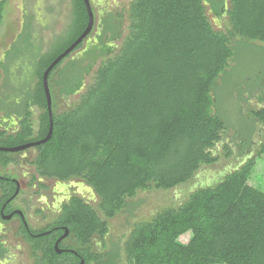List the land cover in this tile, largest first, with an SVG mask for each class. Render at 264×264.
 Returning a JSON list of instances; mask_svg holds the SVG:
<instances>
[{
  "label": "trees",
  "instance_id": "trees-1",
  "mask_svg": "<svg viewBox=\"0 0 264 264\" xmlns=\"http://www.w3.org/2000/svg\"><path fill=\"white\" fill-rule=\"evenodd\" d=\"M5 1H0V25ZM206 10L217 20L227 19L224 30L213 27ZM127 13L124 37L122 15H107L96 41L72 57L86 38L82 40L48 74L52 134L35 147L33 165L45 178L81 179L98 199L95 210L73 197L54 225L74 236L77 264H121L122 252L124 264H264V190L255 184L264 142L255 156L248 155L219 181L136 222L124 242L110 240L106 250L109 220L123 210L133 212L137 192L187 184L202 167L220 159V143L222 156L231 155L224 114L232 111V103L239 106L247 100L240 89L246 82H232L231 73L239 65L246 79L253 57L261 55L264 61V0H132ZM70 16L66 30L44 52L24 34L20 46H12L0 62L4 78L13 81L8 107L13 104L10 111L23 116L16 134H0V147L46 136L49 116L42 75L85 30L83 0H71ZM13 62L23 69L18 80L7 74ZM262 82L264 72L250 92L261 89ZM56 95L77 98L56 113ZM33 108L40 111L35 128ZM247 113L248 125L259 123L264 134V106ZM10 156L0 151V163L12 162ZM186 233L191 238L180 244ZM93 236L105 248L99 254L89 250ZM46 240L28 239L34 264H67L71 256L56 253Z\"/></svg>",
  "mask_w": 264,
  "mask_h": 264
},
{
  "label": "rangeland",
  "instance_id": "rangeland-1",
  "mask_svg": "<svg viewBox=\"0 0 264 264\" xmlns=\"http://www.w3.org/2000/svg\"><path fill=\"white\" fill-rule=\"evenodd\" d=\"M89 2L94 12V26L83 43V47L79 51L74 52L72 57L82 54L87 43L96 41V36L100 31L101 21L107 15L121 14L123 17L122 37H124L127 32V11L132 0H89ZM70 12L71 0H6V3L3 5V11L1 12L2 24L0 25V62L5 59L7 51L11 50L12 46L16 44L20 46V36L24 34H29L31 46L39 48L41 49V52H44L54 37L62 34L66 30L71 17ZM206 14L216 30L225 29L227 21L226 18L219 21L211 15L209 10H206ZM114 46L117 47L118 45L115 44ZM9 54L11 55V52ZM253 58L254 67L251 69V72L246 73L244 76L246 79L241 76V70L245 69L240 68V66L237 65L234 70L235 72H232L230 76V80H232V82L237 83V81H244L250 87H256L254 83H256L257 78L264 72V61L262 63L261 55L254 56ZM21 60L24 61V57ZM20 62L21 61H17L16 63ZM14 63L15 62L8 65L10 71L7 74L11 77L14 76L18 80L23 72V69L21 70L22 66ZM239 77H241L242 80L238 79ZM7 78H4V72L0 66V106L4 108L7 106V109L5 108V110H8V114L18 123V121L23 119V116L10 111V109H14L13 104H11L12 107H8L9 100H11L14 93L11 95V82L13 81ZM76 98L77 97L74 96L67 100L58 98L56 95L54 98L55 112L59 113L64 111L69 105L75 102ZM16 102V105H18L17 100ZM246 105L243 107L247 113L253 107ZM253 105H255V102ZM230 107L232 111L229 112V110H227L224 114L227 122L230 124L226 135L227 142L231 143L230 146L234 145V143H232L233 141L240 142L238 134L247 136L252 128L250 140L253 141V144L249 157L255 156V154L260 150V145L264 142L262 127L256 123L254 126H252V123L248 125L244 113L240 112L238 104L235 105L232 103ZM31 112V122L35 128L37 126V118L40 111L33 108L31 109ZM247 117L248 116H246V118ZM2 119L5 120V118L0 117V121H2ZM5 121H7V119ZM218 151L219 154H221L220 159L213 165L202 167L200 172L187 184L170 191L151 190L137 192L135 198L132 200L137 203L133 212L128 213L123 210L114 218L109 220V232L104 240L106 243V250L111 248V245L109 244L110 240H112V242H117L122 238L121 242H124L132 226L136 222L149 220L163 207L182 203L188 197L189 193L195 189L207 187L219 181L222 176L215 179L214 174L223 171L224 168L230 164V160H226L222 156L223 149L220 145L218 146ZM36 154L37 151L31 147L25 152L12 153L11 157H14L19 164H25L24 167H28L26 166V163L31 162L35 158ZM21 157H23V159H21ZM256 163V174H261L262 177L255 175V180L257 181L255 184L257 187L264 190V153L261 155V158L256 161ZM27 169H29V167ZM212 178L214 179L211 180ZM53 187L55 186H52V188ZM85 188H88L93 197V200L88 201L87 203L96 210L98 204L97 196L91 188L88 186H85ZM98 215L100 216L99 213ZM35 228H37V226ZM11 234L14 235L15 238L7 239V245L10 248V253L8 258H6V263L33 264L34 260L32 256L29 255L28 245L20 241V239L16 236V233ZM8 237L9 235H7V238ZM190 238L191 234L186 233L179 237L178 242L185 245ZM95 244L103 247L102 243H96V240ZM121 264H124L123 252L121 253Z\"/></svg>",
  "mask_w": 264,
  "mask_h": 264
},
{
  "label": "flooded vegetation",
  "instance_id": "flooded-vegetation-1",
  "mask_svg": "<svg viewBox=\"0 0 264 264\" xmlns=\"http://www.w3.org/2000/svg\"><path fill=\"white\" fill-rule=\"evenodd\" d=\"M262 84L263 87L254 94H250L252 88L248 84L241 85L242 97L248 98L246 101H241L242 105H251L255 102L257 105L264 106V100L262 102L260 100L261 98L264 99V82ZM234 95H238L237 91H234ZM15 126H19V121ZM238 135L240 142L237 141L231 147V155L225 158L230 160V164L223 171L214 174L215 179L242 165L252 150L253 141L250 140V132L247 136ZM226 141L227 137L225 138ZM219 145L221 146L222 143ZM33 149L36 151V148L33 147ZM11 158L12 162L6 166L0 163V245L6 249L2 261L8 258L10 253L8 245H4V239L7 238V235H9L7 239L15 238L11 233H16L20 241L26 245H29L28 239L45 237L48 240L44 243H52L53 249L57 244L60 251L58 254L71 256L67 264H77L74 259H79V255L75 251L74 236L70 234L68 229L60 225L48 224L61 213L63 205L69 203L73 197L79 198L86 205H89L87 202L93 200L92 194L88 188H85L86 185L81 179L73 178L67 181H58L52 178L38 177L36 169L30 165V162L26 163V166L29 167L27 169L28 167H24L25 164H19L14 157ZM199 172L200 170L197 173ZM52 186L55 187L52 188ZM37 205L40 210L39 214L35 209ZM33 221L35 224L44 223L45 226L35 228ZM95 239L99 240L97 237L90 239V251L103 252L104 246L102 245L103 247L100 249L96 247L94 245ZM2 261H0L1 264L7 262L6 259L3 263Z\"/></svg>",
  "mask_w": 264,
  "mask_h": 264
},
{
  "label": "water",
  "instance_id": "water-1",
  "mask_svg": "<svg viewBox=\"0 0 264 264\" xmlns=\"http://www.w3.org/2000/svg\"><path fill=\"white\" fill-rule=\"evenodd\" d=\"M87 13H88V22H87V26L85 28V30L83 31V33L66 49L64 50L60 55H58L52 62L51 64L46 68V70L44 71L43 75H42V86H43V90L45 93V98H46V108H47V112H48V116H49V128H48V132L46 134V136L38 141L35 142H29L26 143L24 145H20V146H16V147H10V148H5V147H0V151L1 152H6V153H18V152H22L25 151L29 148H35L37 146H39L40 144H44L46 143L52 134V112H51V95L49 92V88H48V74L49 72L53 69V67L58 64L60 62V60H62L63 58H65L69 53L73 52L74 48L85 38H87L88 34L91 32L92 28H93V24H94V16H93V12L91 9V5L89 0H83ZM66 232V231H65ZM54 250L56 253H59L60 251L57 248V244H55L54 246ZM79 264H83V261L81 260Z\"/></svg>",
  "mask_w": 264,
  "mask_h": 264
},
{
  "label": "crops",
  "instance_id": "crops-1",
  "mask_svg": "<svg viewBox=\"0 0 264 264\" xmlns=\"http://www.w3.org/2000/svg\"><path fill=\"white\" fill-rule=\"evenodd\" d=\"M1 1V0H0ZM5 3H6V1H5ZM3 9V8H2ZM3 11V10H2ZM215 18V17H214ZM216 19V18H215ZM219 26V25H218ZM217 26V27H218ZM260 89H253V90H251V92H250V94L252 93V94H254L255 92H257V91H259ZM233 96L234 97H237L236 95H234L233 94ZM243 98H245V97H243ZM245 99H247L248 100V98H245ZM244 105H246V104H244ZM244 105H242V103H241V101H239V107H240V112H243L244 113V115L245 116H247V114L248 113H246V111L244 110ZM246 106H249V104H247ZM250 106H252V107H254V106H256L257 108H259V107H262V106H260V105H257V104H255V105H253V103L250 105ZM2 108V106H0V117L1 118H5V120L7 119V121H5V120H3L2 119V121H0V134L1 133H3L4 134V136H8V134H10V135H14V134H16L18 131H19V126L18 127H16L15 126V124H17V121H15L14 119H13V117H11L8 113H7V111L8 110H5L4 111V109H1ZM245 111V112H244ZM14 116V115H13ZM246 118V117H245ZM20 122V121H19ZM256 124H258L259 125V123H257V122H255ZM255 123H253L252 124V126H254V124ZM262 127V126H261ZM252 132V128H251V130H250V133ZM227 142V141H226ZM236 143V142H235ZM232 146H234V145H232ZM231 146V147H232ZM33 161H34V159L30 162V165L34 168V169H36L35 168V165H33ZM201 170V169H200ZM38 174V173H37ZM198 174V173H197ZM196 174V175H197ZM39 175V174H38ZM38 177H42V176H38ZM38 208V209H37ZM35 209H36V211H37V213L39 214V207H38V205L37 206H35ZM61 214V213H60ZM59 214V215H60ZM58 215V216H59ZM57 216V217H58ZM56 217V218H57ZM56 218L51 222V223H49L48 225H51V224H54L55 222V220H56ZM54 222V223H53ZM35 224V223H34ZM47 225V226H48ZM35 226H37V228H39V227H41V226H45L44 225V223L42 224V223H40V224H35ZM93 237H96V236H93ZM92 237V238H93ZM7 239V238H6ZM6 239H4L5 240V242H6V244H5V242H4V245H7V240ZM96 240V243H100L101 244V242H100V240H97V239H95ZM95 242V241H94ZM29 243V242H28ZM94 245H96L95 243H94ZM88 247H89V245H88ZM96 247H98L99 249L101 248V246L100 245H96ZM28 249H29V255L30 256H32V258H33V260L35 261V257H34V255H35V253L32 251V246H31V244L29 243V245H28ZM6 249H4L1 245H0V261H2V259H3V257H4V253L6 252L5 251ZM89 250H90V247H89ZM91 253H94V254H99V253H101V251H99V252H96V251H90ZM6 259V258H5ZM5 259L3 260V261H5ZM3 261H2V263H3ZM7 261V260H6ZM1 264V263H0ZM7 264V263H6ZM33 264H34V262H33Z\"/></svg>",
  "mask_w": 264,
  "mask_h": 264
}]
</instances>
